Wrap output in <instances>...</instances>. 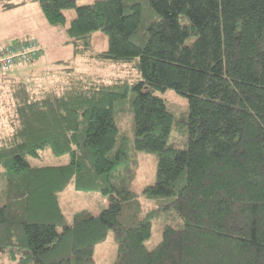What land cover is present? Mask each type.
<instances>
[{
    "label": "trees",
    "instance_id": "1",
    "mask_svg": "<svg viewBox=\"0 0 264 264\" xmlns=\"http://www.w3.org/2000/svg\"><path fill=\"white\" fill-rule=\"evenodd\" d=\"M31 2L52 26L73 7L72 58L125 74L67 68L45 86L0 73V264H89L109 229L119 264H264V0H0V9ZM95 31L105 49L93 48ZM165 89L187 98L185 120L155 94ZM130 91L120 129L116 105ZM45 147L69 161L31 165ZM129 149L157 155L145 189L155 206L139 219L123 216ZM70 182L101 189L108 204L68 223L60 194Z\"/></svg>",
    "mask_w": 264,
    "mask_h": 264
},
{
    "label": "rangeland",
    "instance_id": "2",
    "mask_svg": "<svg viewBox=\"0 0 264 264\" xmlns=\"http://www.w3.org/2000/svg\"><path fill=\"white\" fill-rule=\"evenodd\" d=\"M94 0H77V3H88ZM65 24L52 26L48 24L40 10L37 2H31L9 10L0 9V43H12L23 37H31L37 40L40 55L30 63L15 65L8 71L9 76L23 79L29 83V75L35 78V84L45 86H59L60 79L66 73L67 68H72L78 74H99L106 77L122 76L125 71L118 66L100 65L90 62L87 58L76 56L72 58V46L65 40L68 38L66 27L74 17V8L63 10ZM92 46L94 49H105L107 47V36L102 31H95L92 34ZM71 59L70 64L63 63V60ZM30 84V83H29ZM132 94L124 98L116 105V117L121 119L120 129L127 127L129 118H132ZM155 94L163 97L174 114V120H185L188 114L187 98L173 89L155 91ZM5 96L4 88L0 89V100ZM1 112V107H0ZM7 130L3 118H0V131ZM174 135V134H172ZM127 165L131 167L129 189L133 198L123 203V216L132 215L136 219L141 218L150 208L155 206L152 197L148 196L145 189L153 184L156 176L157 155L153 152L129 149ZM31 165L44 163H64L69 161L70 153L55 154L48 147L40 149L37 156L27 157ZM3 168L0 167V195L5 184ZM60 202L64 209L68 223L82 212L96 213L108 204V196L102 193L99 188L88 191H78L72 182L60 194ZM162 219L153 222L151 235L145 240L148 247H152L161 238ZM61 230V226H57ZM89 264H119L117 253V241L114 232L109 229L106 237L95 246L92 260Z\"/></svg>",
    "mask_w": 264,
    "mask_h": 264
},
{
    "label": "built area",
    "instance_id": "3",
    "mask_svg": "<svg viewBox=\"0 0 264 264\" xmlns=\"http://www.w3.org/2000/svg\"><path fill=\"white\" fill-rule=\"evenodd\" d=\"M40 53L37 40L31 37L12 43H0V73L11 70L15 65L30 62Z\"/></svg>",
    "mask_w": 264,
    "mask_h": 264
},
{
    "label": "crops",
    "instance_id": "4",
    "mask_svg": "<svg viewBox=\"0 0 264 264\" xmlns=\"http://www.w3.org/2000/svg\"><path fill=\"white\" fill-rule=\"evenodd\" d=\"M29 76H32V78H34L33 75H29Z\"/></svg>",
    "mask_w": 264,
    "mask_h": 264
}]
</instances>
